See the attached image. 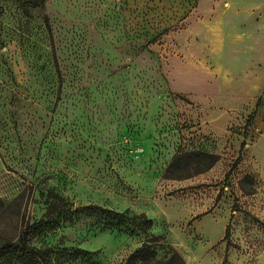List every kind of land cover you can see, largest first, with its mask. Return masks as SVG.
Wrapping results in <instances>:
<instances>
[{
    "label": "rangeland",
    "instance_id": "obj_1",
    "mask_svg": "<svg viewBox=\"0 0 264 264\" xmlns=\"http://www.w3.org/2000/svg\"><path fill=\"white\" fill-rule=\"evenodd\" d=\"M182 205L227 220L198 259ZM154 236L146 264H264V0H0V246L29 248L0 264H124Z\"/></svg>",
    "mask_w": 264,
    "mask_h": 264
},
{
    "label": "trees",
    "instance_id": "obj_2",
    "mask_svg": "<svg viewBox=\"0 0 264 264\" xmlns=\"http://www.w3.org/2000/svg\"><path fill=\"white\" fill-rule=\"evenodd\" d=\"M191 158L196 159H204L208 161L204 167L203 171L211 168L217 162V156L213 154L207 153H198L192 152L188 155ZM182 157H177L170 164L167 172L173 171L178 164H180ZM88 209L94 214L97 218V229L101 231L105 230H125L130 234L135 232L137 233H145L151 226L152 222L150 219L146 218L143 214L136 215L132 214L129 210H125L123 212H115L113 210L97 207V206H89ZM161 238L151 237L147 244H143L140 248L133 251L132 254L126 259L124 264H146L150 260L156 258V244L159 242ZM155 245L151 247V245ZM27 246L22 242L18 241L17 243H6L0 246V257L6 256V254L12 251H20V252H28ZM171 256L169 259L157 261V264H185L181 261L179 255L172 249H170Z\"/></svg>",
    "mask_w": 264,
    "mask_h": 264
},
{
    "label": "crops",
    "instance_id": "obj_3",
    "mask_svg": "<svg viewBox=\"0 0 264 264\" xmlns=\"http://www.w3.org/2000/svg\"><path fill=\"white\" fill-rule=\"evenodd\" d=\"M178 211L181 212V216L184 217V215H189L190 220H192V230L196 234L200 235L204 242L197 244L198 246H192L194 258L198 256L199 258L202 255H205V253L208 251V249L216 244L217 242H220L224 238V229L227 225V220L225 215L223 213H218L213 215L212 213L204 212V213H192L189 214V210L186 209L184 205L178 206ZM171 210L167 209V212H165V217L167 219V222L170 224H173L175 220H177V217H174L171 215ZM195 218V219H194ZM180 218H178L179 220ZM182 219V218H181ZM210 225L214 226L213 230L211 231ZM186 245H189L190 242L186 238H183ZM198 259V258H196Z\"/></svg>",
    "mask_w": 264,
    "mask_h": 264
}]
</instances>
